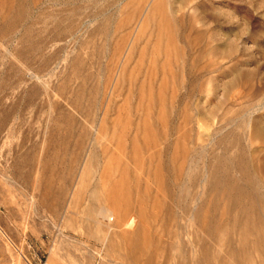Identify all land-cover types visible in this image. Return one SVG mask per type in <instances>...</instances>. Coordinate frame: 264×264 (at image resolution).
Returning a JSON list of instances; mask_svg holds the SVG:
<instances>
[{"label": "rangeland", "instance_id": "1", "mask_svg": "<svg viewBox=\"0 0 264 264\" xmlns=\"http://www.w3.org/2000/svg\"><path fill=\"white\" fill-rule=\"evenodd\" d=\"M240 208L264 230V0H0V264H264L201 230Z\"/></svg>", "mask_w": 264, "mask_h": 264}, {"label": "bare ground", "instance_id": "2", "mask_svg": "<svg viewBox=\"0 0 264 264\" xmlns=\"http://www.w3.org/2000/svg\"><path fill=\"white\" fill-rule=\"evenodd\" d=\"M128 204L132 205V201H130ZM252 214H254V212ZM128 215L129 214H127L126 216ZM219 215H220L219 218L217 217L218 219L217 218L215 219L212 215L208 213L202 216L201 230L204 234H206L210 239L216 240L220 238V236L222 235H225L230 238L234 232H238L242 238V244L244 245V250L242 251V255L244 256V258L247 259L252 255L260 256L264 258V230L261 227H259L257 223L250 222L253 217H251V215L247 216V210L245 211L243 208H240L235 213H233L232 210H224ZM243 218H245V220ZM209 219L214 224L212 225L208 224L207 220ZM133 238L134 237L130 236L127 233H124L122 236L123 241L129 243L127 249H128V257L130 258L143 254L142 245L137 243L135 239L133 240ZM110 244H111L110 248L112 249L116 248L114 242ZM201 254L203 257H207L209 255V247L207 243H203V245L201 246ZM200 264H211V263H209L208 261H202L200 262ZM220 264H226V263L224 261H221ZM242 264H246V261L244 263L242 262Z\"/></svg>", "mask_w": 264, "mask_h": 264}]
</instances>
